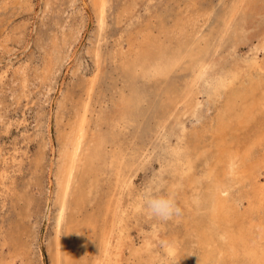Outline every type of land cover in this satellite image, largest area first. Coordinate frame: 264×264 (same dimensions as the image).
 <instances>
[{"label": "bare ground", "instance_id": "1", "mask_svg": "<svg viewBox=\"0 0 264 264\" xmlns=\"http://www.w3.org/2000/svg\"><path fill=\"white\" fill-rule=\"evenodd\" d=\"M189 1L173 21L165 18V10L154 14L147 6L149 20L137 28L129 22L121 34L126 47L120 45L110 58L94 52L95 72L81 84L68 130L60 138L55 264H123L127 250L129 264L141 253L153 259L149 235L141 247L127 235L139 207L133 194L138 152L124 135L142 119L141 162L153 156L149 144L165 143L157 185L165 182L187 211L207 214L198 221L182 220L184 232L199 246L197 261L264 264V63L258 56L264 43L253 45L248 57L237 54L250 40L252 28H260L259 41L264 40V0L262 5L261 0H233L218 25L202 36L199 18L208 11L198 6L200 0ZM94 3L103 26L108 0ZM109 59L123 82L116 87L111 108L104 106L103 96L95 98ZM52 70L50 59L47 72ZM168 168L169 183L164 176ZM238 187L243 188L238 196L248 199V215L232 203ZM154 228L151 236L156 238L158 225ZM179 242L175 234L167 241L173 264H183L187 255Z\"/></svg>", "mask_w": 264, "mask_h": 264}, {"label": "rangeland", "instance_id": "2", "mask_svg": "<svg viewBox=\"0 0 264 264\" xmlns=\"http://www.w3.org/2000/svg\"><path fill=\"white\" fill-rule=\"evenodd\" d=\"M94 2L0 0V264H55L53 243L58 232L60 212L55 173L59 164L57 161H60V138L68 130L75 100H78L82 91L81 84L95 72L96 49L104 58H110L120 45L126 47V38H121V34L127 30L129 22L133 28H137L139 23L145 24L149 20L147 6L154 14L165 10V18L172 20L190 3L189 0H108L103 26H100ZM232 3L233 0L198 2L202 10L208 11L204 13L201 10L206 14L199 18L201 36L218 25L221 15ZM259 4L262 5V0ZM258 32L260 28L250 30V40L240 45L238 55L248 57L252 54L253 45H263L264 40L259 41ZM258 56L264 63V47ZM50 59L53 60V70L47 72ZM105 67V75L99 88L97 86L95 98L97 95L103 96V104L109 108L116 87L122 86L123 82L113 73L115 63L109 59ZM100 104L95 105L93 123ZM142 120L138 121L137 127H133L130 133L125 132L124 135L133 140L138 152L133 191L137 202L141 189L153 182L159 184L155 179L162 168L159 159L164 153L161 147L165 145L161 143V146L159 141L149 144L153 156L149 162H141L140 145L146 128ZM187 125L191 127V122L187 121ZM155 140L156 137L152 138V141ZM166 170L169 172L164 176L169 183L171 169ZM166 188L168 186L164 182L159 190L167 194L169 192ZM239 188L233 190L236 198L231 197L234 199L232 203L239 213L248 215V199L246 196H238L237 193L243 190ZM189 196H192L190 190ZM189 198L194 202L192 197ZM175 201L181 209L179 215L157 221L155 217L146 216L143 210H137L135 218L130 222L127 235L136 247H141L148 235L153 242V259L141 253L140 257L136 256L139 264L144 261V264L149 261L173 264L175 260L167 255L165 249L167 241L171 237L173 239L174 234L187 254L183 264H204L194 256L199 253V246L195 247L196 240L192 241L193 238L184 232L182 220L198 221L207 214L199 209L194 214L184 209L178 198ZM256 214L253 213V218H256L254 221L257 223L261 217ZM153 225L159 228V236L156 238L151 236L155 231ZM62 231L65 233V221ZM182 236L187 241H183ZM125 253L123 264H129V250ZM137 258L134 259L135 264H138L135 262Z\"/></svg>", "mask_w": 264, "mask_h": 264}, {"label": "clouds", "instance_id": "3", "mask_svg": "<svg viewBox=\"0 0 264 264\" xmlns=\"http://www.w3.org/2000/svg\"><path fill=\"white\" fill-rule=\"evenodd\" d=\"M138 202L137 210H143L159 220H168L181 212L173 194L171 192L161 193L159 185L155 182L148 184L139 191Z\"/></svg>", "mask_w": 264, "mask_h": 264}]
</instances>
